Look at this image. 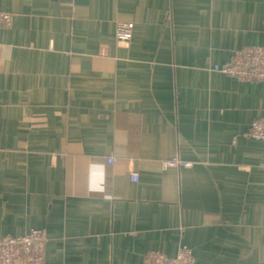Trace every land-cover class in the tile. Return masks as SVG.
I'll use <instances>...</instances> for the list:
<instances>
[{"label":"crops","instance_id":"crops-1","mask_svg":"<svg viewBox=\"0 0 264 264\" xmlns=\"http://www.w3.org/2000/svg\"><path fill=\"white\" fill-rule=\"evenodd\" d=\"M255 45L264 0H0V235L45 230V264H264V81L216 70Z\"/></svg>","mask_w":264,"mask_h":264},{"label":"built area","instance_id":"built-area-1","mask_svg":"<svg viewBox=\"0 0 264 264\" xmlns=\"http://www.w3.org/2000/svg\"><path fill=\"white\" fill-rule=\"evenodd\" d=\"M6 19L10 17L4 16ZM134 25L118 21L116 40L120 47H128L133 39ZM216 70L240 81H264V45L249 46L233 52L227 65L216 66ZM250 136L264 141V118H257L250 127ZM114 162L112 157L108 158ZM168 167L184 166L177 158L165 161ZM47 234L42 229H32L23 235H0V264H45ZM142 264H197L193 251L182 246L174 256L153 250L148 252Z\"/></svg>","mask_w":264,"mask_h":264}]
</instances>
